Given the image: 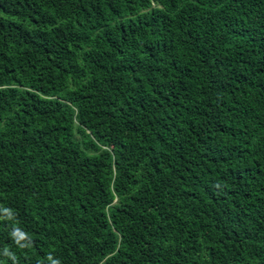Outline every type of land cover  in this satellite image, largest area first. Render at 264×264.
Returning <instances> with one entry per match:
<instances>
[{
	"label": "trees",
	"instance_id": "obj_1",
	"mask_svg": "<svg viewBox=\"0 0 264 264\" xmlns=\"http://www.w3.org/2000/svg\"><path fill=\"white\" fill-rule=\"evenodd\" d=\"M53 261L264 264V0H0V264Z\"/></svg>",
	"mask_w": 264,
	"mask_h": 264
},
{
	"label": "clouds",
	"instance_id": "obj_2",
	"mask_svg": "<svg viewBox=\"0 0 264 264\" xmlns=\"http://www.w3.org/2000/svg\"><path fill=\"white\" fill-rule=\"evenodd\" d=\"M12 236L13 238L15 239L16 243L21 247V248H24V247H28V246H25L23 244L20 243V240L24 239L25 238V233L24 232H21V230L19 228H16L13 232H12ZM4 255L6 256H9L11 258H13V260H15V257L13 256L12 253H10L7 248L4 250ZM49 260L52 259V256L51 255H48L47 257ZM53 264H59L58 261H53Z\"/></svg>",
	"mask_w": 264,
	"mask_h": 264
}]
</instances>
